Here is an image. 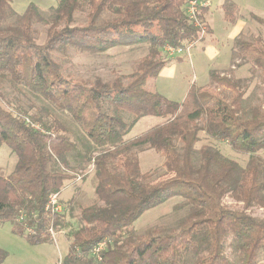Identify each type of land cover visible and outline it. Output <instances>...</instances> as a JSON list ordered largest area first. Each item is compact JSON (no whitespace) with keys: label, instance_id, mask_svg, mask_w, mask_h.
I'll list each match as a JSON object with an SVG mask.
<instances>
[{"label":"trees","instance_id":"1","mask_svg":"<svg viewBox=\"0 0 264 264\" xmlns=\"http://www.w3.org/2000/svg\"><path fill=\"white\" fill-rule=\"evenodd\" d=\"M190 1L211 2L57 0L39 43L38 7L29 3L16 16L12 0H0V147L6 144L17 158L9 174L0 170V223H9L31 245L51 243L50 231L67 224L61 212L47 208L49 197L60 195L63 182L75 177L63 164L68 166V154L80 150L65 124H47L9 109L2 82L67 112L101 149L84 157L93 165L94 203L80 208L61 264H262L264 218L229 208L222 199L229 195L245 207L264 203V160L254 156L264 149V99L253 104L243 80L231 70H211L208 83H191L179 102L148 87L171 63L162 55L166 48L186 50L202 39L210 7L198 4L194 20L188 14ZM220 7L233 25L237 5ZM84 9L85 23L72 25ZM253 18L264 27V19ZM142 44L148 50L134 70L109 80L73 79L54 59L69 50L93 54ZM231 55L232 61H250L261 74L264 93V42L239 33ZM144 116L164 120L126 138ZM200 133L253 156L241 168L211 145L196 148ZM148 149L159 153L163 163L142 172L138 153ZM163 176L168 177L159 180ZM172 197L188 206L174 227L134 233L133 223L143 212ZM6 257L0 249V264Z\"/></svg>","mask_w":264,"mask_h":264},{"label":"rangeland","instance_id":"2","mask_svg":"<svg viewBox=\"0 0 264 264\" xmlns=\"http://www.w3.org/2000/svg\"><path fill=\"white\" fill-rule=\"evenodd\" d=\"M224 2H233L237 5L236 22L241 26L240 33L245 38L264 42V27L253 18L256 16L264 19V0H211L207 3L210 9L204 15L206 27L202 29V39L179 54L177 52L162 54L171 63L163 69L165 71L148 82L149 88H154L167 98L179 102L184 99L191 83L206 85L211 70H231L235 78L243 80L242 88L245 89V96L253 104L263 101L261 74L253 69L247 59L237 58L233 61L231 59L232 28L231 24L225 23L220 7ZM29 3H34L39 9L40 19L35 23V28L38 42L42 43L45 40L46 29L50 25V18L57 6V0H12L11 5L16 16L21 15ZM86 13L85 9L77 12L72 25H83L86 21ZM14 21L15 17L9 19V23ZM201 45L205 47L202 48ZM211 46L215 48L214 51L209 50ZM147 50L148 45L146 44L114 47L93 54L69 50L66 54H54V59L61 65L62 73L73 79L100 77L109 80L117 75L130 74L136 62L147 53ZM176 57L183 59L177 61ZM2 84L8 93L9 106L7 107L9 109L15 113L21 112L36 117L47 124H65L67 135L80 150L76 154H68L66 157L68 166L63 164L66 172L75 175L71 180L63 182L58 200L67 226L58 231H50L51 243L31 245L23 236L14 233L9 223H0V249L7 252V257L1 264H61L70 243L69 233L78 226L80 208L94 203L93 165L85 162L84 157L97 154L101 149L85 136L80 124L75 122L67 112L57 109L51 102L27 89L20 91L11 88L7 82H2ZM163 120L154 116L141 117L126 138L136 137ZM204 144L211 145L241 168H245L253 156L250 153L237 152L226 143L200 133L195 147L200 148ZM254 156L264 160V149L256 152ZM138 159L142 172L160 168L163 163V157L152 149L138 153ZM16 160V155L6 144H3L0 147V170L4 175L13 170ZM49 164L51 166V163ZM167 177H160L159 180ZM222 203L229 208L244 209L255 217L264 218V203L245 207L242 201L235 200L229 195L223 197ZM187 210L188 206L182 198L172 197L143 212L133 223L132 230L134 233H143L153 228L174 227ZM261 263L264 264V258L261 259Z\"/></svg>","mask_w":264,"mask_h":264},{"label":"built area","instance_id":"3","mask_svg":"<svg viewBox=\"0 0 264 264\" xmlns=\"http://www.w3.org/2000/svg\"><path fill=\"white\" fill-rule=\"evenodd\" d=\"M200 5V6H206L207 5V3H205V2H202V1H200V2H195V1H190V3H189V10H188V14H189V16H190V18L191 19H194V20H197V18H196V14H197V5ZM202 32H203V30H202ZM189 48V47H188ZM187 48V49H188ZM166 51L167 52H170V53H176L177 52V54H179V53H181V51H183L181 48H176V49H173V48H166ZM58 200H59V193H54V194H52V195H50V197H49V201H48V205H47V208H49V209H51L52 211H55V212H57V213H60L61 212V205L59 204V202H58ZM52 231V230H51ZM100 248H101V246H100ZM100 248H98V250L100 249Z\"/></svg>","mask_w":264,"mask_h":264},{"label":"crops","instance_id":"4","mask_svg":"<svg viewBox=\"0 0 264 264\" xmlns=\"http://www.w3.org/2000/svg\"><path fill=\"white\" fill-rule=\"evenodd\" d=\"M210 9V8H209ZM225 23L227 24V22L225 21ZM230 25V24H229ZM231 26V28H232V31H231V38H232V40L240 33V29H241V26H239L238 24H237V22H235L233 25H230ZM210 27V26H209ZM211 30V29H210ZM206 45V44H205ZM205 45H201V47L202 48H204L205 47ZM208 46V45H207ZM206 46V47H207ZM209 50H215V48L213 47V46H211L210 48H209ZM214 54V53H213ZM165 68V67H164ZM163 68V69H164ZM161 70L160 71V73L161 72H163V71H165V70Z\"/></svg>","mask_w":264,"mask_h":264}]
</instances>
